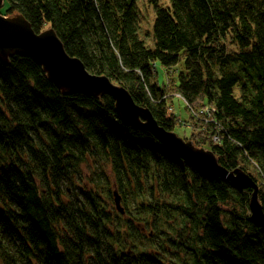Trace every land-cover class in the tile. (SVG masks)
I'll list each match as a JSON object with an SVG mask.
<instances>
[{
    "label": "trees",
    "instance_id": "16d2710c",
    "mask_svg": "<svg viewBox=\"0 0 264 264\" xmlns=\"http://www.w3.org/2000/svg\"><path fill=\"white\" fill-rule=\"evenodd\" d=\"M137 1L3 6L35 33L53 29L160 128L188 131L191 118L188 138L220 166L256 173L264 213V0H145L150 46ZM157 65L174 70L170 89ZM250 194L123 124L111 97L60 93L25 56L0 62V264H264Z\"/></svg>",
    "mask_w": 264,
    "mask_h": 264
},
{
    "label": "water",
    "instance_id": "95a60500",
    "mask_svg": "<svg viewBox=\"0 0 264 264\" xmlns=\"http://www.w3.org/2000/svg\"><path fill=\"white\" fill-rule=\"evenodd\" d=\"M3 5L4 0H0V11ZM16 55L30 58L58 92L94 98H102L104 95L111 97L114 111L123 124L149 131L175 156L192 164L204 175L230 181L238 189H249L248 220L255 227L264 229L258 186L252 178L240 169L227 171L218 164L212 151L199 149L175 133L160 128L147 109L133 103L124 88L112 84L106 77L90 75L79 59L67 55L53 29L35 33L21 14L5 17L0 12V62L7 65L10 58ZM112 194L116 210L123 213L118 193L113 191Z\"/></svg>",
    "mask_w": 264,
    "mask_h": 264
},
{
    "label": "rangeland",
    "instance_id": "374dc122",
    "mask_svg": "<svg viewBox=\"0 0 264 264\" xmlns=\"http://www.w3.org/2000/svg\"><path fill=\"white\" fill-rule=\"evenodd\" d=\"M137 4H138V7H139V9H140V15H141V18H142V30H141V36H142V38H144L145 39V41H146V43H147V45L148 46H150L151 45V35H150V27H151V24H152V21H153V12H152V9L148 6V4H146V1L145 0H138L137 1ZM1 14L2 15H4L5 17H8L7 16V8L6 7H2L1 8ZM9 16H12L11 14L9 15ZM156 71H157V75H156V78L158 79V83L159 84H163V83H165L166 81L168 82V80H169V82H168V89H170L171 87H172V85H173V81H175V73L172 71V73H171V71H170V73H168V74H164V72H163V70L160 68V66H156ZM172 74H173V76H172ZM170 78L172 79L171 81H170ZM167 79V80H166ZM169 92H171L172 90H168ZM171 104V103H170ZM173 108H174V110L173 111H175L177 114H179V117H180V119H181V121L184 123L185 122V120L184 119H187L186 118V115H189V114H187V112H186V110H185V107H184V105L180 102V104L177 102V101H175L174 103H173ZM202 110H203V112H205V110H204V108H202ZM207 111V110H206ZM200 112H202V111H200ZM174 113V112H173ZM198 114H200V113H198ZM188 118H189V116H188ZM188 120V119H187ZM189 123H190V128H189V130L187 131V130H185L184 128H176L175 130H173V131H171V132H173V133H175L176 135H178L179 137H181V138H183V140L184 139H186L187 138V140H184L185 142H190V143H192L194 146L196 145V142L194 141V142H192L193 141V139H189L188 138V136H189V133L191 132V130H192V125H191V118H189ZM187 124V123H186ZM186 124L184 125V127L186 126ZM180 126V125H179ZM180 127H182V126H180ZM200 132H196V134H199ZM195 147H197V148H199L200 149V147H198L197 145L195 146ZM235 170V169H234ZM230 172V171H229ZM244 172V171H243ZM248 177H250L248 174H253V175H255L256 177H257V175H256V173H254V171L253 172H251V171H249V173L247 174L246 172H244ZM251 178V177H250ZM254 183H256V182H254ZM261 185L262 184V182L261 181H258V183H256V185ZM257 185V186H258ZM259 190V189H258ZM250 193H251V191H250ZM249 214V213H248Z\"/></svg>",
    "mask_w": 264,
    "mask_h": 264
},
{
    "label": "bare ground",
    "instance_id": "6f19581e",
    "mask_svg": "<svg viewBox=\"0 0 264 264\" xmlns=\"http://www.w3.org/2000/svg\"><path fill=\"white\" fill-rule=\"evenodd\" d=\"M168 108V107H167ZM208 151V150H207ZM215 156V155H214ZM215 158H216V156H215ZM217 159V158H216ZM217 161H218V159H217ZM219 164V163H218ZM117 192V191H116ZM118 193V192H117ZM119 195V194H118ZM119 197H120V195H119ZM112 198H113V201H114V196L112 195Z\"/></svg>",
    "mask_w": 264,
    "mask_h": 264
}]
</instances>
